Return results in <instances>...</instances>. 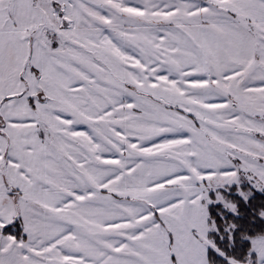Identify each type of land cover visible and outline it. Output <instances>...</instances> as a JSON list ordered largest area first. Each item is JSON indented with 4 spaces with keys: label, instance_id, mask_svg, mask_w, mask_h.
<instances>
[{
    "label": "snow or ice",
    "instance_id": "snow-or-ice-1",
    "mask_svg": "<svg viewBox=\"0 0 264 264\" xmlns=\"http://www.w3.org/2000/svg\"><path fill=\"white\" fill-rule=\"evenodd\" d=\"M0 264H264V0H0Z\"/></svg>",
    "mask_w": 264,
    "mask_h": 264
}]
</instances>
